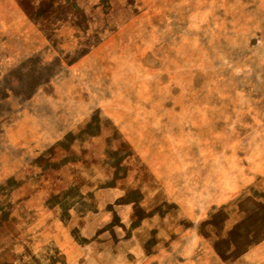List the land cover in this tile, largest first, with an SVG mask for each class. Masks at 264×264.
Listing matches in <instances>:
<instances>
[{
    "label": "rangeland",
    "instance_id": "374dc122",
    "mask_svg": "<svg viewBox=\"0 0 264 264\" xmlns=\"http://www.w3.org/2000/svg\"><path fill=\"white\" fill-rule=\"evenodd\" d=\"M0 264H264V0H0Z\"/></svg>",
    "mask_w": 264,
    "mask_h": 264
},
{
    "label": "water",
    "instance_id": "95a60500",
    "mask_svg": "<svg viewBox=\"0 0 264 264\" xmlns=\"http://www.w3.org/2000/svg\"><path fill=\"white\" fill-rule=\"evenodd\" d=\"M15 221H14V225H15ZM17 234H24V235H22L23 237H22V239L23 240H25V241H29V238L27 237L28 235L27 234H25L24 232H23V228L21 227L17 232H16ZM12 248H13V246L12 245H10L9 247H8V249H10V250H12Z\"/></svg>",
    "mask_w": 264,
    "mask_h": 264
}]
</instances>
